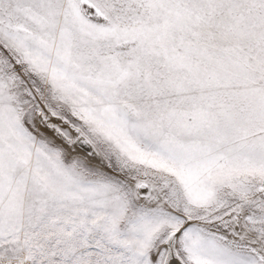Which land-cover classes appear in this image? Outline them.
Segmentation results:
<instances>
[{
    "label": "snow or ice",
    "instance_id": "1",
    "mask_svg": "<svg viewBox=\"0 0 264 264\" xmlns=\"http://www.w3.org/2000/svg\"><path fill=\"white\" fill-rule=\"evenodd\" d=\"M0 264H264V0H0Z\"/></svg>",
    "mask_w": 264,
    "mask_h": 264
}]
</instances>
